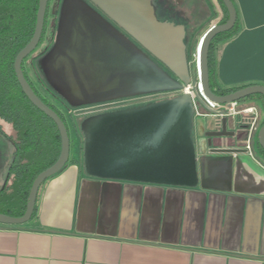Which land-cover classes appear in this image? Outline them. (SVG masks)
Instances as JSON below:
<instances>
[{"label": "crops", "instance_id": "crops-1", "mask_svg": "<svg viewBox=\"0 0 264 264\" xmlns=\"http://www.w3.org/2000/svg\"><path fill=\"white\" fill-rule=\"evenodd\" d=\"M154 1L157 21L184 28L185 46L225 16L216 0H172L170 15ZM231 1L238 31L218 45L215 83L222 89L264 86V0ZM249 108L253 114L242 112ZM235 111L228 130L250 125L251 144L247 150V142L221 141L248 151L234 156L229 182L215 158L202 166L194 188L99 180L85 175L76 152L74 162L40 186L29 222L0 225V264H264V153L256 143L264 99L235 103ZM200 114L206 112L198 108ZM6 151L5 173L10 142Z\"/></svg>", "mask_w": 264, "mask_h": 264}, {"label": "water", "instance_id": "water-1", "mask_svg": "<svg viewBox=\"0 0 264 264\" xmlns=\"http://www.w3.org/2000/svg\"><path fill=\"white\" fill-rule=\"evenodd\" d=\"M89 1L174 78L84 2L63 0L55 43L39 62L50 88L76 108L161 92L179 94L131 110L84 119L79 130L83 137L85 175L99 180L194 188L200 183L202 166L215 158L223 161L229 182L234 156L248 151L223 146L221 141L231 139L245 144L250 125L234 123L233 130H228L232 120L226 111L251 96L264 99L261 85L243 87L225 96L215 95L209 86L210 44L235 25L237 15L232 1L219 0L227 20L210 27L197 45V83L191 82L187 66L184 28L157 21L150 0ZM48 2L38 0L32 37L16 55L13 71L27 101L56 126L60 153L55 163L32 181L23 215L0 214V225L20 226L29 222L40 186L62 171L70 157V139L64 122L38 98L22 71L23 61L41 40ZM185 88L190 92L184 93ZM207 102L220 109L209 107ZM198 108L206 115H198ZM256 143L264 151V122L257 132ZM152 157L153 167L148 165Z\"/></svg>", "mask_w": 264, "mask_h": 264}, {"label": "trees", "instance_id": "trees-1", "mask_svg": "<svg viewBox=\"0 0 264 264\" xmlns=\"http://www.w3.org/2000/svg\"><path fill=\"white\" fill-rule=\"evenodd\" d=\"M37 2L38 0H0V136L9 141L14 149L5 184L0 189V214L9 217L23 215L32 181L40 172L52 166L60 153V137L56 126L27 101L16 82L13 71L16 55L32 37ZM217 2L224 11L225 16L219 23L223 24L227 20V13L222 3L219 0ZM237 31L238 19L230 31L217 35L210 44L209 86L212 93L217 96H225L240 89H222L216 85L214 78L218 45L235 36ZM29 58L22 64L24 77L38 98L64 122L70 139L68 122H71L72 127L76 129L75 122L70 115H65L56 99L44 97L40 93L41 89H35L34 83L25 70V62ZM66 119L70 121L67 122ZM5 125L10 127L9 134L3 129ZM257 148L264 153L258 146ZM71 162L74 161L69 157L68 163ZM78 163L83 171L82 157Z\"/></svg>", "mask_w": 264, "mask_h": 264}, {"label": "flooded vegetation", "instance_id": "flooded-vegetation-1", "mask_svg": "<svg viewBox=\"0 0 264 264\" xmlns=\"http://www.w3.org/2000/svg\"><path fill=\"white\" fill-rule=\"evenodd\" d=\"M81 1L84 2L89 8H91L98 16H100L104 21H106L109 25H111L120 34L126 36L134 45H136L144 54H146L160 68H162L166 73H168L172 78H174L172 76V74L162 64H160L149 53H147L142 47H140V45L137 44L132 38H130L115 21H113L109 16H107L104 12H102L97 6H95L89 0H81ZM150 1H151V4L155 10L156 9L155 1L154 0H150ZM51 2H52V5H50ZM62 2H63V0H49V2H48L44 28H46V25H48L49 29L51 30V34L47 38V39H49L50 43H48L49 47L47 48L45 53L43 52L44 54L42 53L43 55L41 54L37 59L36 72L35 73H38V75H40V78H42V81L35 82L36 83V85L34 84L35 89H51L50 86L46 83L44 76H43L41 70L39 69V62L46 55V53L50 50V48L52 47V44L54 42V39H55V36L57 33V29H58V25H59ZM43 33H44V29H43ZM43 33H42L41 40H40L37 48L34 50V52L39 49L40 45L44 41ZM33 53L30 54V56H28V57H31L33 55ZM26 74H27V72H26ZM46 93L49 94V96L52 97L53 99H56V102L59 104V107H61V109L65 110L64 112L66 113L67 116L70 115L72 119L80 120V123L84 119L91 117V116L98 115V114L131 110L134 108H138V107L156 102L153 100L152 101L148 100L147 102L139 103L137 101V100H140L143 98L148 99V98H152V97L156 96L157 100L159 102V101L171 99V98H173L179 94V92H161V93H155V94H150V95H146V96H136V97H130V98H123V99L120 98V99L112 100V101L105 102V103L86 105V106H81V107L75 108V107L68 106L61 98H59V100H58V97H56L51 90H46ZM147 96H152V97H147Z\"/></svg>", "mask_w": 264, "mask_h": 264}, {"label": "rangeland", "instance_id": "rangeland-1", "mask_svg": "<svg viewBox=\"0 0 264 264\" xmlns=\"http://www.w3.org/2000/svg\"><path fill=\"white\" fill-rule=\"evenodd\" d=\"M160 4H162L169 11V15L171 14L170 13L171 11H173V12L176 11V9L174 8V5H176V4L174 2H172V0H161L160 1ZM50 5H52V2H51ZM178 16H180V14H178ZM159 18H160V21L163 20V19H161V17H159ZM176 21H179V19L177 18ZM186 31L187 32H190V27ZM202 32L203 31L199 32L197 34V36L192 40L191 43H189L186 40L188 42V45L185 46V53H186V57H187V66H188V69H189V74H190L191 82H196V83H197V73H196V63H195L196 57H195V55H196L197 45H198L200 39L202 38L201 37ZM50 34H51V30L49 29L48 25H46L45 34H44V41L40 45L39 49L36 50L33 53V55L25 62V69H26L27 75H28L29 79L31 81H33V83L35 85H36L35 82L42 81V78H40V75H38V73H35L36 72V64H37L38 57L43 52L45 53V49L47 50V48L49 47L48 46V43H50V42H49V39L47 40V38L49 37ZM46 90L47 89H41L40 93L44 97H46V96L50 97L49 94L46 93ZM48 90H51L56 97L61 98L68 106H70L55 91H53L52 89H48ZM147 97H152V96H147ZM148 100H151V101L153 100V101L158 102L156 96L155 97H152V98H148V99L147 98H143V99H140V100H137V101L139 103H141V102H147ZM63 111H65V110L63 109ZM65 115H66V113H65ZM66 120H67V122L70 121L69 119H66ZM73 121L76 124V127H77L76 129L74 127H72L71 122H68V124H69V130H70V159H72L74 157V155H75L76 152L78 153L79 159H80L82 157V150L80 151V148L83 146L82 145L83 144L82 143L83 142V137L81 135V132L79 131L80 120H78V119L77 120H74L73 119ZM3 129H4L5 133L9 134V132H10L9 127L4 126ZM3 141L4 142L0 141V189L5 184V181H4L3 177L7 175V173H5V172H6V164H7L6 160L8 158H6L5 156H6V153H7L6 150H7L8 144H9V142H7L5 140H3ZM10 163H11V161H10Z\"/></svg>", "mask_w": 264, "mask_h": 264}, {"label": "built area", "instance_id": "built-area-1", "mask_svg": "<svg viewBox=\"0 0 264 264\" xmlns=\"http://www.w3.org/2000/svg\"><path fill=\"white\" fill-rule=\"evenodd\" d=\"M183 92H184V93H189V92H190V89H189V88H185V89H183ZM207 103H208L209 107H211V108H214V107H215V106H213L212 104H210L209 102H207ZM242 112H245V113H247V114H253V109H251V108H249V109H245V110L242 111ZM235 114H237V112L235 111V103H234V104H232V105L230 106L229 109H227V111H226V115H227V116H228V115L232 116V115H235ZM251 130H252V129H251V127H250L249 132H250ZM250 144H251V141H250V138L248 137V139H247V147H246L247 150H250Z\"/></svg>", "mask_w": 264, "mask_h": 264}, {"label": "bare ground", "instance_id": "bare-ground-1", "mask_svg": "<svg viewBox=\"0 0 264 264\" xmlns=\"http://www.w3.org/2000/svg\"><path fill=\"white\" fill-rule=\"evenodd\" d=\"M196 50H197V48H196ZM195 57H196V55H195ZM195 63H196V59H195ZM196 73H197V71H196Z\"/></svg>", "mask_w": 264, "mask_h": 264}]
</instances>
